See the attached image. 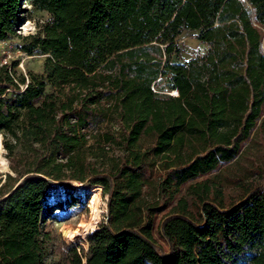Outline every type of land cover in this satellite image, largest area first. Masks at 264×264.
I'll list each match as a JSON object with an SVG mask.
<instances>
[{
	"label": "trees",
	"instance_id": "obj_1",
	"mask_svg": "<svg viewBox=\"0 0 264 264\" xmlns=\"http://www.w3.org/2000/svg\"><path fill=\"white\" fill-rule=\"evenodd\" d=\"M25 1L0 0V42ZM29 1L51 21L21 37L42 73L0 63V264H264V174L230 199L209 177L264 116V0ZM189 30L207 50L173 60ZM74 181L103 185L106 219L48 261L44 218Z\"/></svg>",
	"mask_w": 264,
	"mask_h": 264
},
{
	"label": "rangeland",
	"instance_id": "obj_2",
	"mask_svg": "<svg viewBox=\"0 0 264 264\" xmlns=\"http://www.w3.org/2000/svg\"><path fill=\"white\" fill-rule=\"evenodd\" d=\"M25 12V21L19 26L20 36H13L0 42V63L16 65L18 75H29V72L42 73L44 70L45 55L40 53L29 54L21 49L23 39L21 37L38 33L43 27L51 21V15L44 10L36 9L29 0L23 5ZM180 54L174 55L173 60L186 63L195 57L203 54L207 46L198 39V31H185L179 37ZM163 85L167 84V77L161 80ZM25 87V85H22ZM165 93L173 94V89L166 87ZM3 141V135L0 132ZM3 144V142H2ZM4 147V146H3ZM3 158L8 163V168L0 172V186L4 183L7 175L14 174L10 168L9 160L6 157L7 151L4 148ZM264 174V116L258 125L251 132L250 137L245 142L239 155L229 164L222 167L215 175L209 176L222 185L227 199L240 196L239 181L240 178L259 177ZM75 187L64 190L62 198L56 200L49 206L43 222V228L51 234L54 241L50 247V256L48 261L54 259V245L58 241H64L68 244L78 243L85 246L83 232H93L107 215V196L104 194V187L101 184L83 186L80 181H74ZM102 187V202L99 203L100 193L95 186ZM101 213V218L97 222V216ZM162 217V215L160 216ZM96 225V226H95ZM159 243L166 241L156 233Z\"/></svg>",
	"mask_w": 264,
	"mask_h": 264
},
{
	"label": "bare ground",
	"instance_id": "obj_3",
	"mask_svg": "<svg viewBox=\"0 0 264 264\" xmlns=\"http://www.w3.org/2000/svg\"><path fill=\"white\" fill-rule=\"evenodd\" d=\"M4 147L2 144V136L0 134V172L5 171L8 168V163L3 158Z\"/></svg>",
	"mask_w": 264,
	"mask_h": 264
},
{
	"label": "built area",
	"instance_id": "obj_4",
	"mask_svg": "<svg viewBox=\"0 0 264 264\" xmlns=\"http://www.w3.org/2000/svg\"><path fill=\"white\" fill-rule=\"evenodd\" d=\"M173 94H174V95H177V94H178V92H177L176 90H174V91H173Z\"/></svg>",
	"mask_w": 264,
	"mask_h": 264
},
{
	"label": "water",
	"instance_id": "obj_5",
	"mask_svg": "<svg viewBox=\"0 0 264 264\" xmlns=\"http://www.w3.org/2000/svg\"><path fill=\"white\" fill-rule=\"evenodd\" d=\"M87 249H88V248H87ZM87 249H86V250H87Z\"/></svg>",
	"mask_w": 264,
	"mask_h": 264
}]
</instances>
